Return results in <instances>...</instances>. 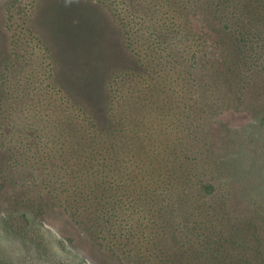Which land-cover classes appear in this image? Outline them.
<instances>
[{"label":"rangeland","instance_id":"374dc122","mask_svg":"<svg viewBox=\"0 0 264 264\" xmlns=\"http://www.w3.org/2000/svg\"><path fill=\"white\" fill-rule=\"evenodd\" d=\"M114 1L0 0V264H264V0H253L263 15L251 16L248 30L201 13L212 31L213 23L227 24L216 33L226 43L222 52L237 58L226 70L230 81L216 78L223 70H204L214 52L207 39H196L198 70L166 63L200 71L215 100L208 101L214 108L203 109L202 153L190 155L206 179L197 204L211 214L190 217L167 244L149 227L152 243L134 240L132 251L99 246L69 207L82 184L77 109L109 128L112 84L119 75L147 70L119 17L129 5L152 13L151 4ZM69 156V163L61 161Z\"/></svg>","mask_w":264,"mask_h":264},{"label":"trees","instance_id":"16d2710c","mask_svg":"<svg viewBox=\"0 0 264 264\" xmlns=\"http://www.w3.org/2000/svg\"><path fill=\"white\" fill-rule=\"evenodd\" d=\"M148 1L152 13L144 14L139 6L129 5V9H122L124 16L119 17L127 44L135 47L133 52L147 69L146 73H127L122 79L120 75L116 77L118 81L112 84L113 94L108 102L109 128L98 127L93 119L87 121L81 109H77L74 127L78 139L76 146L83 148L77 151L78 160L75 161L82 168L77 172L82 184L75 188V192L80 191L75 205L71 201L67 203L82 219L81 223L93 240L112 250H125V247L132 250L134 240L152 243L148 238L152 235L148 234L149 227L165 238L167 244L171 234L179 233L181 224L192 222L190 217L211 214L210 208L204 210L197 204L206 179L202 166L196 167L190 155L198 158L202 153L201 134L206 129L203 109L214 108L215 105L208 101L215 100H211L202 75L198 76L200 71L173 70L167 64L172 62L176 67L198 70L196 63L202 44L196 39L201 38L202 43L207 39L205 47L214 52L204 70L217 73L223 70L219 73L224 76L216 74V78L230 81L226 70L234 69L237 58L234 59L232 53L222 52L226 43L222 44L216 27L225 32L227 24L233 23L247 29L251 16L263 13L253 0ZM112 4L120 3L115 0ZM204 11L212 13V18L218 22L223 18L227 24L220 27L213 23L212 31L211 24L200 18ZM197 27L200 31L204 29L202 37ZM212 34L215 38L210 40ZM244 38L242 34L241 41ZM183 47L188 53L186 59L182 54ZM202 68L200 66L199 70ZM169 77L173 86L168 83ZM191 80H194L192 84ZM227 84L232 87L231 83ZM119 86H123V99ZM151 123H154L152 127ZM168 133L173 137L172 141H169ZM70 157L61 161L69 163ZM216 229L210 232L214 233ZM121 239L125 242L121 243ZM155 244L158 248L159 241Z\"/></svg>","mask_w":264,"mask_h":264}]
</instances>
